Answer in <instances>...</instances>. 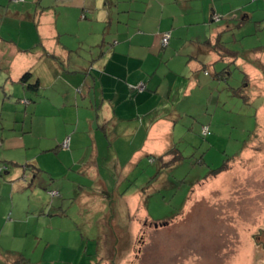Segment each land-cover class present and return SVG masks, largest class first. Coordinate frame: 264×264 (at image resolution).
Here are the masks:
<instances>
[{
  "label": "crops",
  "instance_id": "0c3cea01",
  "mask_svg": "<svg viewBox=\"0 0 264 264\" xmlns=\"http://www.w3.org/2000/svg\"><path fill=\"white\" fill-rule=\"evenodd\" d=\"M2 20L20 31L9 40L0 29V264H79L70 196L85 209L118 200L108 171L135 184L146 159L166 164L176 121L217 86L222 95L232 64L259 89L253 101L264 96V0H25L0 2ZM42 173L59 194L48 213L49 197L26 191ZM139 191L128 198L143 211Z\"/></svg>",
  "mask_w": 264,
  "mask_h": 264
},
{
  "label": "rangeland",
  "instance_id": "374dc122",
  "mask_svg": "<svg viewBox=\"0 0 264 264\" xmlns=\"http://www.w3.org/2000/svg\"><path fill=\"white\" fill-rule=\"evenodd\" d=\"M0 29L9 40H18V24L2 20ZM244 46L253 44L246 41ZM88 58L82 61L89 64ZM231 67L230 84L221 87L222 95L217 86L210 103H193V111L184 110L176 121L175 147L181 162L164 167V162L146 159L137 169L140 179L135 184L131 183L136 178L132 172L129 180L114 183L108 171L107 181H113L112 194L117 201L103 196L85 209L76 200L78 194L70 196V224L79 229L83 241L79 264H264V118L257 114L260 105L264 106V96L253 101V92L259 89L246 88L242 69ZM16 92L23 93L20 89ZM204 125L212 128L209 138L202 133ZM38 143L36 139L34 144ZM30 152L33 149L26 150ZM167 157L169 162L172 154ZM47 166L54 167L53 163ZM220 169L226 170L209 177ZM42 176V186L32 183V189L26 191H39L44 199L47 195L49 199L43 200L39 209L48 213L52 197L59 194L47 191L54 179L48 173ZM27 178L25 172L22 181ZM138 190L142 199L146 198L143 211L128 198ZM124 197L125 206L120 199ZM113 208L122 218L115 215L112 220ZM129 212L134 219H129ZM116 217L125 229L119 232L125 236L118 241L109 237Z\"/></svg>",
  "mask_w": 264,
  "mask_h": 264
},
{
  "label": "trees",
  "instance_id": "16d2710c",
  "mask_svg": "<svg viewBox=\"0 0 264 264\" xmlns=\"http://www.w3.org/2000/svg\"><path fill=\"white\" fill-rule=\"evenodd\" d=\"M214 20H216L215 19V17H214ZM218 20H219V18H218ZM169 35H170V39H171V34L170 33H168ZM165 35H167V34H165ZM164 35V36H165ZM170 41V40H169ZM31 76L29 75V74H27V75H25L24 77H23V82L24 81H26V80H28L29 78H30ZM225 78L223 77V80H224ZM205 137L207 136V135H204ZM168 154H172V158H171V160L169 161V162H167L166 164H163L164 165V167H166V166H174L175 164H177L178 162H181V160H182V156H181V154H180V151L177 149V148H173V149H171L168 153H167V156H168ZM229 169V168H228ZM223 170H226V169H220L219 171H217V172H214V171H212V173L213 174H210L209 175V177H216V176H218L221 172H223ZM104 196V195H103ZM104 198H107V199H110V200H112V201H117L116 199H113L112 197H109V196H104ZM121 199V198H120ZM121 200H123L124 202H122V204L125 206V204H126V202H125V200L124 199H121ZM112 201H110V203H112ZM125 203V204H124ZM143 204H144V207H145V205H146V198H144L143 199ZM114 209V211H115V213H114V216H112V220H114L113 218H115V215H117V216H119L120 218H122L121 216H120V213H118L117 211H116V208H113ZM128 217H129V219H134L133 217L134 216H132V214H131V212H129L128 213ZM116 221L114 222L116 225H114L113 223V225H114V229L116 230H113V229H111L112 231H114V232H112V231H110V229H109V232L111 233L110 235H109V237H113V239L115 240H121L125 235H123V236H121V235H119L120 233V231L122 230V232H124L125 231V229H124V226H123V222L121 221V222H119L118 223V217H116V219H115ZM118 223V224H117ZM129 223H134L133 221H131V220H129ZM126 224H127V222H126ZM127 225H129V224H127ZM101 230H102V228H101ZM105 231V230H104ZM115 240V241H116ZM116 247V246H115ZM100 251V260H101V257H102V252H101V250H99ZM101 262V261H100Z\"/></svg>",
  "mask_w": 264,
  "mask_h": 264
},
{
  "label": "built area",
  "instance_id": "2783aa9c",
  "mask_svg": "<svg viewBox=\"0 0 264 264\" xmlns=\"http://www.w3.org/2000/svg\"><path fill=\"white\" fill-rule=\"evenodd\" d=\"M10 1L13 2V3H19V2L23 3V2H25V0H10ZM215 19L217 20V17H215ZM169 40H170V35L169 34H167V35H165L163 37L162 44H163L164 47L168 46ZM137 89L140 90V91H143L145 89V86L143 84H141V85L138 86ZM209 131H210L209 127H204L203 128V134L204 135H208ZM68 147H69V140L63 144V149L66 150V149H68ZM52 194L53 195H57L58 193H52Z\"/></svg>",
  "mask_w": 264,
  "mask_h": 264
}]
</instances>
